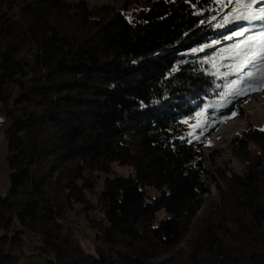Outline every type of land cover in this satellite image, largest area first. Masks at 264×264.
Wrapping results in <instances>:
<instances>
[{
  "label": "trees",
  "instance_id": "16d2710c",
  "mask_svg": "<svg viewBox=\"0 0 264 264\" xmlns=\"http://www.w3.org/2000/svg\"><path fill=\"white\" fill-rule=\"evenodd\" d=\"M146 2L0 0V264H18L26 233L44 264H264V130L236 146L241 175L206 170L185 137L184 120L236 99L237 76L198 51L232 28L216 0ZM75 206L93 255L57 222Z\"/></svg>",
  "mask_w": 264,
  "mask_h": 264
},
{
  "label": "rangeland",
  "instance_id": "374dc122",
  "mask_svg": "<svg viewBox=\"0 0 264 264\" xmlns=\"http://www.w3.org/2000/svg\"><path fill=\"white\" fill-rule=\"evenodd\" d=\"M89 4L102 5L109 4L116 8H121L123 4L130 3V5L139 4L145 6L146 0H85ZM217 13L214 20L218 18V22L221 26L226 28H232L228 33L223 34L222 39H215L209 43L204 44L199 48V52L209 50L208 58H206L207 64L210 69L221 72L224 76H237L235 81V101L231 98H223L215 103L212 109L204 108L197 112L192 118L184 120L186 125L185 137L189 140L201 143V151L203 154L206 170L215 171V168H221L226 170L227 175L234 173L241 175L242 163L237 161L233 156L236 146L241 143V138L244 132L248 128H257L264 130V86L256 83L251 84V88L248 84L239 83V75H229L231 72H235L242 63L245 62V58L241 55L236 57L237 52L243 47L246 38L251 39L253 43V53L248 56L247 59H252L253 56L260 52V42L264 40L258 29L260 27V21H253L255 26L251 32H244L243 36H237V31H244V28H248L247 21L237 20L235 14L232 11L233 5L230 0H216ZM264 9V2L262 0H253V6L242 11L244 14L256 13L259 14L260 10ZM230 21H235L232 23ZM243 25V28L238 27ZM228 37H232L229 39ZM260 65L256 62L255 67H247L244 69L246 73L259 75ZM235 113V115H234ZM4 129V128H3ZM212 129V131H210ZM1 133L0 144L5 149L7 144ZM6 154V153H5ZM115 175L128 177L134 175V170L130 167H122L118 164L112 166ZM220 169V170H221ZM8 169L6 162H4V173L8 175ZM99 186H101L104 176L98 174ZM204 177V186L212 191V182H208V179ZM3 186H9L8 178L4 180ZM211 187V188H210ZM210 194V195H211ZM206 194L204 196L205 208L209 205L212 197ZM80 208L74 207L72 212L66 215L64 222L58 218V223H66L67 226L73 232L74 239L80 245L82 250L89 254H94V231L87 227V223L83 216L80 214ZM163 215V214H162ZM199 217H201L199 215ZM198 217V218H199ZM190 235L187 236V238ZM28 233L24 238L23 247L21 249V256L18 264H44L46 257L39 256L36 252L40 248L39 242L30 239ZM33 238V237H32ZM186 238V239H187ZM183 243L179 247H184ZM178 247V248H179ZM177 248V249H178Z\"/></svg>",
  "mask_w": 264,
  "mask_h": 264
},
{
  "label": "snow or ice",
  "instance_id": "6c2138e0",
  "mask_svg": "<svg viewBox=\"0 0 264 264\" xmlns=\"http://www.w3.org/2000/svg\"><path fill=\"white\" fill-rule=\"evenodd\" d=\"M262 2H264V0H262ZM230 3L233 5L232 11L236 16V19L247 21L249 24L248 28H244V31H237L235 35L243 36L244 32L253 31L255 26L253 25L252 22L259 20L261 23L258 32L262 37H264V9H261L259 14L256 13L244 14L242 11L239 10L241 9L246 10L248 8H251L253 6V0H230ZM230 22L235 23V21H230ZM238 27L243 28V25H238ZM228 38L231 39L232 37H228ZM252 53H253L252 40L246 38L243 47L240 48V50L236 54L237 58L243 55L245 58V62L242 63L240 67L236 69L235 72L229 73V75H239V83L242 85L248 84L250 88L252 83H256L258 85L264 86V40H261L260 42L259 54L253 56L252 59H247V57L252 55ZM257 61L259 62L260 65L259 75L246 73L244 71V69L249 66L255 67Z\"/></svg>",
  "mask_w": 264,
  "mask_h": 264
},
{
  "label": "crops",
  "instance_id": "0c3cea01",
  "mask_svg": "<svg viewBox=\"0 0 264 264\" xmlns=\"http://www.w3.org/2000/svg\"><path fill=\"white\" fill-rule=\"evenodd\" d=\"M5 153H6L5 149L0 144V194H4L7 190V187L2 185L4 183V180L8 176V175L6 176V174L4 173V162H6Z\"/></svg>",
  "mask_w": 264,
  "mask_h": 264
},
{
  "label": "bare ground",
  "instance_id": "6f19581e",
  "mask_svg": "<svg viewBox=\"0 0 264 264\" xmlns=\"http://www.w3.org/2000/svg\"><path fill=\"white\" fill-rule=\"evenodd\" d=\"M0 116H1V119H2V128H4L5 123H6V119H5V116L2 113L1 105H0Z\"/></svg>",
  "mask_w": 264,
  "mask_h": 264
},
{
  "label": "built area",
  "instance_id": "2783aa9c",
  "mask_svg": "<svg viewBox=\"0 0 264 264\" xmlns=\"http://www.w3.org/2000/svg\"><path fill=\"white\" fill-rule=\"evenodd\" d=\"M3 131V128H2V119H1V116H0V133H2Z\"/></svg>",
  "mask_w": 264,
  "mask_h": 264
}]
</instances>
